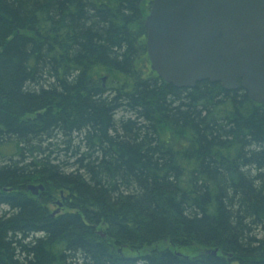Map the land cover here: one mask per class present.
Segmentation results:
<instances>
[{"label": "trees", "instance_id": "obj_1", "mask_svg": "<svg viewBox=\"0 0 264 264\" xmlns=\"http://www.w3.org/2000/svg\"><path fill=\"white\" fill-rule=\"evenodd\" d=\"M149 8L0 0V264H264V105L162 81Z\"/></svg>", "mask_w": 264, "mask_h": 264}, {"label": "water", "instance_id": "obj_2", "mask_svg": "<svg viewBox=\"0 0 264 264\" xmlns=\"http://www.w3.org/2000/svg\"><path fill=\"white\" fill-rule=\"evenodd\" d=\"M144 26L150 69L165 83L240 86L264 105V0H150ZM27 190L37 195L44 188Z\"/></svg>", "mask_w": 264, "mask_h": 264}, {"label": "rangeland", "instance_id": "obj_3", "mask_svg": "<svg viewBox=\"0 0 264 264\" xmlns=\"http://www.w3.org/2000/svg\"><path fill=\"white\" fill-rule=\"evenodd\" d=\"M50 209H51V210H53V209H54V207H53V206H51V207H50Z\"/></svg>", "mask_w": 264, "mask_h": 264}]
</instances>
